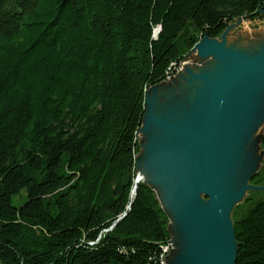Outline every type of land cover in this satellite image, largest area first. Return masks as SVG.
<instances>
[{
    "label": "trees",
    "instance_id": "trees-1",
    "mask_svg": "<svg viewBox=\"0 0 264 264\" xmlns=\"http://www.w3.org/2000/svg\"><path fill=\"white\" fill-rule=\"evenodd\" d=\"M238 19L264 0H0L1 264L161 263L169 219L135 185L145 92ZM260 147L257 186L264 126ZM232 220L235 264H264V190Z\"/></svg>",
    "mask_w": 264,
    "mask_h": 264
},
{
    "label": "water",
    "instance_id": "water-1",
    "mask_svg": "<svg viewBox=\"0 0 264 264\" xmlns=\"http://www.w3.org/2000/svg\"><path fill=\"white\" fill-rule=\"evenodd\" d=\"M228 25L219 38L202 36L189 53L196 52L199 60L211 57L224 66L215 78L208 72H189L190 81H203L208 93L203 97L199 89L186 106L187 114L156 115L158 109L154 105L161 96L154 94L149 98L147 93L164 81L145 92L138 135L149 129L154 134L147 137L144 155L136 159V165L147 160L158 170L168 193L160 194L164 199L163 204L159 202L169 219L170 241L179 236L186 238V250L172 255L171 249L168 254L169 258H176L175 264H235L238 245L233 210L244 201L247 192L264 190V185L250 182L256 172L247 179L244 175L246 165L252 166L251 160L245 158L244 148L264 116L259 103L264 89V54L249 57L227 48ZM159 31L160 27L154 36ZM167 95L172 102L173 92ZM162 96L166 99V94ZM138 182L136 177L135 184ZM168 198L173 202L172 209L165 205ZM166 211L172 213L178 234L172 232Z\"/></svg>",
    "mask_w": 264,
    "mask_h": 264
},
{
    "label": "rangeland",
    "instance_id": "rangeland-1",
    "mask_svg": "<svg viewBox=\"0 0 264 264\" xmlns=\"http://www.w3.org/2000/svg\"><path fill=\"white\" fill-rule=\"evenodd\" d=\"M251 33H254V35L256 34L255 36H257V34H258L259 37H253L252 38ZM225 34H226V37L228 39L227 40L228 41L227 46H229V44H231L233 46L231 48H233L235 50L237 49L236 51H238V52H240L246 56H249V57H255V56H260V55L264 54V51H261V49H260V46L264 45V43H263L264 42V20L249 21V20H245V19H238V20H236V21H234L228 25V29H227ZM226 44H227V42H226ZM254 44H257V45L260 44V46H257V45L254 46ZM189 56H190V54H189ZM188 57L184 58V60L180 63L177 74H178V72H181L183 69L182 63L190 62L192 60ZM196 58H197V55H196ZM210 60L213 63V69L210 72V77L215 78L217 76V74L221 71V69L223 68L224 63L219 62V61L214 60V59H210ZM174 75L169 76L163 82L164 84L162 83L161 85H165L166 88H170V83L176 78V75L175 76ZM187 79L188 80L181 79L180 82H177V88L179 89V91H178V93L175 92L173 94L174 96L172 97V102H175V103L169 102V100L167 99V97H169V95H167V94H170V91H167L165 93H160L162 95L166 94V96L164 98L167 99V102L165 104V101H164L162 95H160L162 98L158 97V99H156L154 109H158V111H156L157 114L155 113L157 116L166 117V116L171 115L174 117H179L180 114H187V112L185 113V110H186V106L188 104L189 94H187L183 91V86L186 84L187 85L196 84L198 82L196 80L191 82L189 76L187 77ZM165 82H167V83H165ZM201 82L202 83L199 82V85H201V89H202L201 94H202V96L203 95L205 96L208 93V88L205 86L203 81H201ZM161 85H158L157 87H159ZM263 92H264V89L262 90V93H261L262 95L260 96L259 102H260L261 106H263V108H264V93ZM262 103H263V105H262ZM256 115H257V113H256ZM257 125H258V126H256L257 133L254 135L251 142L248 141L246 148H244V151L247 153L245 158H249V160H251V162H252V166L246 165L245 172H244V170H242L244 172L246 179L252 172L257 173L259 171V169L261 168V165H262V161H263L262 150L260 147V135L262 132V128L264 126V116H263L262 122H259V124H257ZM151 134H154L152 129L150 130V135ZM138 137H139V149L140 150L136 156L137 160H139L144 155L142 150L145 148V147H143V144L145 146V143H144V140L142 139V136L138 135ZM141 145H142V148H141ZM241 155H242V153H241ZM153 190H154L156 196L159 198V201L163 204L164 198L163 197L160 198V196H161L160 193L158 194V192H156L155 189H153ZM247 194H248V192L246 193V196H247ZM13 202L16 205L18 204V197L17 196L14 197ZM166 212L170 216V223H171L172 232L174 234H178V231L174 225V220L171 218V217H173L172 213L169 211H166ZM171 249H170V253H171ZM170 253H169V256H170ZM167 261H169V264H175L176 258L171 259L167 256L166 257V263H167Z\"/></svg>",
    "mask_w": 264,
    "mask_h": 264
},
{
    "label": "bare ground",
    "instance_id": "bare-ground-1",
    "mask_svg": "<svg viewBox=\"0 0 264 264\" xmlns=\"http://www.w3.org/2000/svg\"><path fill=\"white\" fill-rule=\"evenodd\" d=\"M255 35H254V33H251L252 38L253 37H259L258 34H257V36H255ZM227 40L228 39L225 36V41L227 42V45H228V41ZM260 44L259 45L254 44V46L255 45L260 46ZM227 45H226L227 48L231 49V47H233L231 44H229V46H227ZM260 49H261V51H264V45L263 46L261 45ZM188 58H190L192 60L190 62L182 63L183 64V69H182L181 72H178V74L176 75V78L170 83V88H166L165 85H161L159 87L154 88L153 91L149 90V92L147 93V96L150 98L151 95L153 96L154 94H157L156 96L162 95L160 93L167 92L165 90H169L170 92H173V94L175 92L178 93L179 89L177 88V82H180L181 79L187 78L188 75H189V72H193V73H196V74H199V73H202V72H208V74H209L212 71V69H213V63L210 60L211 57L198 60L196 58V52H192ZM199 89H201V85H199V82H197L196 84H191V85H187L186 84V85L183 86V91L185 93L189 94L188 104H189L190 100L195 98V96L198 94ZM170 96H173V95H170ZM167 99H164L165 104L167 102ZM150 130L151 129H149L147 132H141L139 134L140 136H142V139L144 140V143L146 142L147 137L150 135ZM143 147H145L144 144H143ZM143 151H145V148L143 149ZM135 170H136V175H137L136 177L141 182H143V183L145 182V183L149 184L150 187H153L161 195L168 196L166 188L163 185L164 183L161 182L160 174H159L158 170L153 166L152 163H150L147 160H140V161L137 162ZM165 205L166 206L168 205V207L172 209V207H173L172 200H170L168 198L167 199V203ZM185 240H186L185 236H179V237H176L172 241V243H171L172 255H175L179 250H186L187 249L188 244H186ZM166 264H168V263H166Z\"/></svg>",
    "mask_w": 264,
    "mask_h": 264
},
{
    "label": "built area",
    "instance_id": "built-area-1",
    "mask_svg": "<svg viewBox=\"0 0 264 264\" xmlns=\"http://www.w3.org/2000/svg\"><path fill=\"white\" fill-rule=\"evenodd\" d=\"M178 69H177V71H178ZM170 239L162 247V256H161V263L160 264H166V257L168 256V254L170 253V249L172 248V246H171L172 242L170 241Z\"/></svg>",
    "mask_w": 264,
    "mask_h": 264
}]
</instances>
